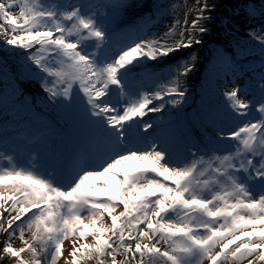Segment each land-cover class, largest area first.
Listing matches in <instances>:
<instances>
[{
	"label": "snow or ice",
	"instance_id": "snow-or-ice-1",
	"mask_svg": "<svg viewBox=\"0 0 264 264\" xmlns=\"http://www.w3.org/2000/svg\"><path fill=\"white\" fill-rule=\"evenodd\" d=\"M153 4L121 28L117 17L138 2L0 0V51L16 57L15 71L0 58V81L37 82L73 145L24 164L0 148V264H264V25L215 51L214 68L233 78L223 104L209 97L177 123L165 117L187 104L197 57L172 61L203 42L215 4H185L183 19L173 4L159 34L164 6ZM243 10L264 18V0ZM235 18L223 21L226 36Z\"/></svg>",
	"mask_w": 264,
	"mask_h": 264
},
{
	"label": "rangeland",
	"instance_id": "rangeland-1",
	"mask_svg": "<svg viewBox=\"0 0 264 264\" xmlns=\"http://www.w3.org/2000/svg\"><path fill=\"white\" fill-rule=\"evenodd\" d=\"M44 2H48V0H44ZM74 2L99 4L103 0H74ZM134 2H138L141 7L123 12L117 17L116 24L121 28L132 24L134 17L137 19L138 15L151 12L154 9L153 0H134ZM207 2L209 5L215 4V9L211 12V20L202 21V26L208 28L206 34L199 36L203 42L194 47V49L181 50V52L175 54L176 59L172 61V63H175L176 60L187 59L191 55L197 57L195 61L197 65L196 69L187 80L189 93L187 104L178 113L173 111L171 117H165V119L170 118L177 123L182 119L192 117L209 97H211L210 102L223 104L224 98L220 93L224 90L225 81L228 88L232 87L233 78L230 70L220 67L214 68L215 51L221 48L230 49L231 44L227 43L229 40L235 42L243 38L245 41H248V30L264 25V18L249 20L243 10V4L248 2L259 8L261 0H207ZM159 3L164 7L161 9V15L156 17L155 30L158 34L166 31L167 26L172 23L173 4L176 5L180 18L183 19L185 4L188 7H194L196 0H159ZM238 6L240 8L239 14L235 11ZM16 11L18 12V9ZM102 14L103 12H101ZM194 15V12L189 15V22L194 18ZM234 16L236 18L231 20V28L234 31L232 36H226V33L222 30L224 27L223 21L226 17L232 18ZM236 21L244 26L233 25ZM223 40L226 41L228 47L220 43ZM249 43L250 46H255V41H250ZM1 52L0 58L7 60L9 67L15 71L16 57L9 56L7 50ZM254 59L250 57L248 61H240V63L245 66V69H250L252 68V61ZM216 72H227L228 74L221 80L215 76ZM252 75L253 72L248 71L247 75L238 79L236 83L243 85L247 82V78ZM158 82L160 84H167V76L162 75ZM155 86L152 80L143 81V87L148 90H151ZM13 90H15V95H12ZM4 93H7L9 97V111L7 120L0 123V148L7 153L14 154L20 164H24L30 155H34L37 152L42 157V163H46L51 149L55 148L57 151L71 150L73 145L69 139V130L63 124V121L60 120L58 113L43 103L45 93L37 82L28 79H17L15 82L0 81V97ZM248 99H251V94ZM41 108L48 109L50 113L42 111ZM151 115L159 116L160 114ZM195 135L197 138L200 137L198 131H195ZM224 147L226 149L228 143ZM5 238V234L0 233V244H2ZM120 258L122 259V257ZM4 264H9V262L6 260ZM88 264H94V262L90 261Z\"/></svg>",
	"mask_w": 264,
	"mask_h": 264
},
{
	"label": "bare ground",
	"instance_id": "bare-ground-1",
	"mask_svg": "<svg viewBox=\"0 0 264 264\" xmlns=\"http://www.w3.org/2000/svg\"><path fill=\"white\" fill-rule=\"evenodd\" d=\"M134 20H136V18L134 17L133 19H132V22L134 21ZM233 25H238V26H241V27H243L244 25H242L241 23H239V22H235ZM233 29V28H232ZM234 30V29H233ZM222 45H225V46H227L228 44L226 43V41L225 40H223V42H220ZM228 47V46H227ZM2 52L0 51V55H2L1 54ZM185 57V56H184ZM41 110L42 111H45V112H47V113H50L49 111H48V109H44V108H41ZM6 237V236H5ZM89 242H91V238H89ZM16 243V246L17 247H19V246H22L21 244H20V242L19 241H16L15 242ZM65 249H66V251H71V245H70V242L69 241H66L65 242ZM60 264H64V262H63V258L61 259V262H60Z\"/></svg>",
	"mask_w": 264,
	"mask_h": 264
}]
</instances>
